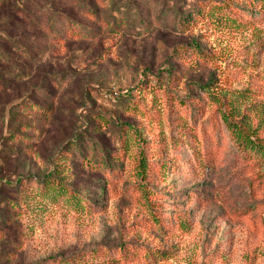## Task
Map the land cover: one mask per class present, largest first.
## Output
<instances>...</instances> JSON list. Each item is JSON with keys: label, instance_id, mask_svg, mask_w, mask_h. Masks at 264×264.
<instances>
[{"label": "rangeland", "instance_id": "obj_1", "mask_svg": "<svg viewBox=\"0 0 264 264\" xmlns=\"http://www.w3.org/2000/svg\"><path fill=\"white\" fill-rule=\"evenodd\" d=\"M60 1L0 7V264H264V0Z\"/></svg>", "mask_w": 264, "mask_h": 264}, {"label": "trees", "instance_id": "obj_2", "mask_svg": "<svg viewBox=\"0 0 264 264\" xmlns=\"http://www.w3.org/2000/svg\"><path fill=\"white\" fill-rule=\"evenodd\" d=\"M82 1V3H83V7H82V10H84V11H88V12H90L91 14H93V15H95L94 13H95V10H93V8L92 7H90V4H91V1H89V0H81ZM16 2V1H15ZM58 4H57V3ZM61 1L60 0H56V1H54V0H51V3L49 2V3H47V6H48V10L47 11H45L42 7H39L38 5H36L35 4V8H36V12H38V13H36V12H32L31 14L28 12V10L25 8H22V9H19V7H15V4L14 3H11V2H9L8 0H2L1 2H0V7H10L11 9H13L14 11H15V13L18 15H20L21 16V19L24 21V22H31V21H35L36 19H37V15H41L42 14V17H43V15L45 16L46 15V13L45 12H49V11H52L51 13H53V14H59V15H63L67 20H68V22L69 23H71V21L70 20H73V19H69L68 17H70L68 14H67V12H66V9H68V7L66 8V6L64 5V8H63V10L64 11H60L59 9V3H60ZM55 7V8H54ZM40 10H44V11H40ZM43 12H44V14H43ZM41 17V18H42ZM48 19L50 20V19H52V16L51 15H49V17H48ZM37 20H40V19H37ZM11 21V20H10ZM20 25L21 24H23V22H21V21H19L18 22ZM81 30L83 29V28H80ZM84 30V29H83ZM62 41L63 40H65L64 39V37L61 39ZM6 56H8L7 54H6ZM53 82H55V80L53 81ZM37 90H40L39 88H37ZM43 90H48V89H43ZM41 91V90H40ZM238 136V138H241V142H243V144H244V146L245 147H247V148H249V149H253V150H258L259 152H261L262 154H264V148L262 147V145H259V146H257L258 144H254L250 139H244L241 135H237ZM78 139L79 138H74V140L72 141V143H73V145L74 146H76V148H77V152H81V149H82V147H81V145H78ZM257 148V149H256ZM4 182V184L7 186V187H13V185H11L10 183V181H8V180H5V181H3Z\"/></svg>", "mask_w": 264, "mask_h": 264}]
</instances>
